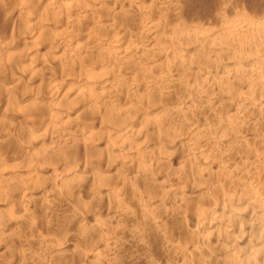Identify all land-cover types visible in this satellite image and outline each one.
<instances>
[{"label": "bare ground", "instance_id": "1", "mask_svg": "<svg viewBox=\"0 0 264 264\" xmlns=\"http://www.w3.org/2000/svg\"><path fill=\"white\" fill-rule=\"evenodd\" d=\"M84 1L0 0V264H264V145L242 149L246 130L200 144L212 127L201 121L145 150L132 140L149 103L161 116L192 101L215 112L226 95L220 141L239 124L264 128V0H95L79 12ZM87 13L98 23L79 25ZM57 31L63 40L38 60ZM71 50L93 58L73 95L58 79ZM36 84L46 91L34 95ZM119 87L134 100L108 111L100 100ZM107 111V153L94 155V120ZM81 112L91 121L71 125Z\"/></svg>", "mask_w": 264, "mask_h": 264}, {"label": "rangeland", "instance_id": "2", "mask_svg": "<svg viewBox=\"0 0 264 264\" xmlns=\"http://www.w3.org/2000/svg\"><path fill=\"white\" fill-rule=\"evenodd\" d=\"M90 1H91V2H90ZM92 1H94V2H92ZM96 1L99 3L100 0H96ZM96 1H95V0H89V1H88V0H85L84 2H81V3L79 4V5L81 6V8H79V5H78L77 10H78L79 12H82V11L85 12V11H87V9H88V10L90 9L89 11H91V10H93L92 8H90L91 6H90L89 8H87L86 6H87V5H88V6H89V5H92V3H95ZM249 1H251V2H250L251 4L255 5V4H257L260 0H258V1L255 0L257 3H256V2H252V1H254V0H249ZM101 2H105V1H104V0H101L100 3H101ZM241 2H242V1H241ZM83 3H84V6H85V7L83 6ZM89 3H90V4H89ZM239 3H240V2H239ZM85 4H87V5H85ZM163 5H164V4H163ZM82 6H83V7H82ZM160 7H162V6H160ZM160 7L158 6L156 9H157V10H160ZM83 8H84V9H83ZM86 8H87V9H86ZM158 8H159V9H158ZM85 9H86V10H85ZM84 10H85V11H84ZM161 10H162V9H161ZM91 12H92V11H91ZM92 14H93V13H92ZM92 14H91V15H90V13L84 14V15H87V16H84V17H86V18H82V19H81V21L83 22V24H82V22L80 21V22H79V25H82V26L84 25V26H86V27H89L92 23L97 24V23H98V21H97V19H98V18H97L98 14H97V13H94V14L97 15V16H95L94 14L92 15ZM88 15H89V16H88ZM87 17H90V18L88 19ZM93 17H94V18H93ZM85 19L88 20V21H89L90 19H91V20L93 19V20H92V23H91V21H89V23H90V24H89L88 21H86ZM94 19H95V20H94ZM85 21H86V22H85ZM95 21H97V23H96ZM45 22H46V21H45ZM84 22H85L87 25H86ZM80 23H81V24H80ZM51 24H53V23H51ZM53 25H54V27H59V25H57L55 22H54ZM98 29H99V28H98ZM99 31H100V30H99ZM99 31L96 29V30L94 31V32H95L94 34H99V33H100ZM57 32H58V31H57ZM96 32H99V33H96ZM58 33H59V34L57 35V37H56V35H55V33H54L53 36H51L52 38L50 37L49 40L46 41V42H50L51 40H53L54 37H56V38H55L56 40L54 39L53 41H51L53 45L51 44V42L46 44L47 47H49L51 50L49 49L50 51L48 50L47 52L44 51L43 53H41V55H39L40 57H39L38 60H43V59L46 60L47 57H50V55H52V54L54 53V51H55V49H53V48L55 47L54 41H55V43L60 44V42H61V41L63 40V38H64V37H63V35H64L63 33H61L60 31H59ZM56 34H57V33H56ZM87 34H89V32L86 33V35H87ZM59 35H62V37H60ZM58 36H59L60 39H57ZM247 38H248V37H246V38H244V39H247ZM57 41H58V42H57ZM36 43H37V44H35V46H36L37 48L35 47V49H39L40 47H42L41 45H43V44L40 45V44H39V43H40L39 41L36 42ZM51 45H52V46H51ZM38 46H39V47H38ZM51 51H52V53H50ZM76 51H77V50H76ZM76 51L74 52V51L71 50V51H70V56H69V58H70V57H71V58L68 59V62H70V64L68 63V65H69L68 67H69V69H71V68H72V69L75 68V70H74L75 73H74L73 70L71 69L70 74H69V73H68V74H67V73H62L63 76L61 75V73L58 74V76H59L58 79H59V80H60V79H61V80L63 79L64 82H66V85H67V86H69V85L72 86L71 88H73V89H72L71 91H73V93L70 91V92H71V95H73V94H74V91L76 90V84H77V82H78V77H79L82 73L86 72L87 69L90 70V69L93 67V65H92V63H91L92 61L90 62V60L93 59L91 56H88V57H87L86 54L84 55V51L82 52V51H80V50L77 51L78 54H80L79 56H77V52H76ZM48 52H49V54H48ZM45 53H46V54H45ZM73 53H76V54L73 55ZM47 54H48L49 56H47ZM42 55H43V57H42ZM45 55H46V58L44 57ZM75 55H76V56H75ZM87 55H89V54H87ZM73 56H74V57H73ZM80 56H81V58H80ZM83 56H84V57H83ZM85 56H86V59H85ZM40 58H41V59H40ZM87 58H88V59H87ZM90 58H91V59H90ZM78 59H79V60H78ZM80 59H81V62H79ZM82 59L85 60V61H83ZM89 59H90V60H89ZM77 60H78V61H77ZM76 61H77L79 64H81V65H79ZM87 61H88L89 63H88ZM142 61H143V60H142ZM72 62H73V63H72ZM74 62H75V63H74ZM84 62H85V63H84ZM145 63H147V62H145ZM85 64H86V65H85ZM90 64H91V65H90ZM83 65H85V66H83ZM89 65H90V66H89ZM70 66H71V67H70ZM81 66H83L84 68H83V67L80 68ZM99 67H100V66L96 65V68H99ZM77 68H78V69H77ZM153 68L156 69V70L158 69L159 71H160V69H161L160 67L158 68V67H156V66H154ZM80 71H81V72H80ZM71 73H72V75L74 76V78H73V76L71 75ZM79 74H80V75H79ZM65 75H66L67 77H66ZM172 75L177 76L178 73H177L176 71H174V72L172 73ZM42 76H43V74H42ZM70 76H71V77H70ZM76 76H77V77H76ZM32 77H33V76H32ZM32 77H30L29 79H31ZM64 77H65V78H64ZM68 77H69V78H68ZM159 83H162V86H163V82H162L161 80L159 81ZM37 85H38V84H36V85L34 86L35 88H32V89L30 90V92L33 91V94H34V95H36V94H38V95L42 94V92L40 93V92H38V91H42L41 88H43L44 85H42V87H41L40 89H39V87H38ZM74 85H75V87H73ZM37 87H38V88H37ZM45 87H46V85H45ZM45 87L43 88V91H46V88H45ZM120 87H121V86H120ZM120 87H119V90L114 88V89H115V90L113 89V90L115 91V92L113 91L114 93H113V92H110L111 94H109V95L106 94V97H107V95H108V97H107L106 99H105V95L102 96V99H101L100 101L103 102V103H105V105H104L105 109H106V108L108 109V107H110L111 105H115V104H116V105L118 104V106H120V105H121V101H122V100H125V99H127V100L129 101V99L132 98V99H130V101L134 100V97H132V96H133L132 93H130V92H131V91H130V88H128V87H125V88H124V87H123V88L120 90ZM163 87H164V86H163ZM36 89H37V90H36ZM74 89H75V90H74ZM127 90H128L129 92H128ZM35 91H36V92H35ZM117 91L120 92V93H122L123 95H122V94H118ZM37 92H38V93H37ZM70 92H68V93H70ZM116 92H117V93H116ZM127 92H128V94H127ZM44 93H45V92H44ZM117 94L120 95V96L122 95V96L120 97V96H118ZM124 94H125V95H124ZM112 95H114L113 98H111ZM116 95H117V96H116ZM126 95H128V97H127ZM110 96H111V97H110ZM115 96H116V97H115ZM227 96H229V95H226V97H225L224 100L222 101V104L219 106L220 108L218 107V109L215 110V112H218V113L223 112V114H220V115H218V116H217L218 113L216 114V113L214 112V110H212V109H210V110L208 109L209 111H208V110H204L205 108L202 106L201 103H200L199 105H198V103H196V105H197V107H196L194 101L191 102L192 105H191V104L188 105L189 108H185V107H188V106H186V105H185V106H184V105H180V107H178L175 111H171V114H168V113H170V112H168V113H166V115L161 116L159 113H156L158 110L151 111V110H153V107H151L152 103H151V104L149 103L148 106H150V111H144V112H143L142 114H140V115H138L137 113H135L134 115H136V114L138 115V118H137V115H136L135 120L133 119L134 116H132V117H133V118H132V119H133V122L135 121V122L133 123V124H134V125H133V126H134V130L137 129L136 131H138V132L135 131L134 136H133V138H132V140H133V144H134V151L137 152L136 150H139V148L145 150L146 145H148L149 143L154 142V141H155L154 143H157V142H161V143H162L163 141L166 140V138H167V139H170V140H173V139L175 138L176 140H178L179 137H182V138H183V137H186V131H185V130L187 129L188 125L194 124V122H195V123H199L198 121H201L200 124H201V123H206V122H207V123H209V124L211 125V123H212L211 126L213 127V130H212V129H211L212 127L209 126V127H211V128H210V130L208 129V130H207L208 132L206 131V134H204V136L201 138L202 140L199 142L200 144H202V143H207V142H208V143H209V142H210V143H214V142H215V143L217 144V143H222V142H224L225 140H226V141H225L224 143H229L230 140H231V138L234 139V138H236L235 136H239V137H241V136L245 135V134H243V133L245 132L244 130H246V131H247V132H246V133H247V136L245 135V139H243V140H246V141L243 142L244 144L241 146L242 149H245V150H246L247 148H249V149H254V150H255V149H260V148L263 149V145H264L263 142H264V141H262V139L264 140V138H263V137H264V132H263V131H264V128H263V126H262V128H263V129H262V128H261V125H260V126H259V125H256V126H255V125L247 124V123H245V124H244V123H243V124H239L240 127H239V125H238V126H234V128H233L234 130L231 128V129L229 130L230 132L228 133L229 136H228L227 134H225V135H224L225 137H222V138H221V141H220V139H219V136H220L219 134H220V133H219V132H220V130H221L222 128L224 129V127H225L224 125H226V124H225V123H222V126H221L222 128H218L219 125L214 124L213 121L218 117V118L216 119V120H218V121L215 120L214 122H215V123L219 122V121H220L221 119H223V117L225 116V115H224V114H226L225 110L228 109V110L230 111V108H228L229 106L232 108V106H231V104H230V96H229L228 98H227ZM109 97H110L111 99H110ZM103 98H104L105 101H103ZM115 98H117V99L115 100ZM79 99H83V98H79ZM107 99H108V100H107ZM109 99H110V100H109ZM113 99H114V100H113ZM119 99H120V100H119ZM227 99H229V101H228ZM117 100H119V101H117ZM114 101H115V102H114ZM158 102H159V101H158ZM223 102H224V103H223ZM81 103H83V100H79V101H77L76 105H80ZM106 103H108V104H106ZM193 103H194V104H193ZM226 103H227V104H226ZM153 104H154V103H153ZM223 104H224V105H223ZM106 105H107V106H106ZM193 105H194L195 107H194ZM191 106H192V107H191ZM222 106H223V108H222ZM104 107H103V108H104ZM170 107H172V106H170ZM199 107L201 108V111H200V108H199ZM71 108H72V107L68 108V110H71V112L73 113V110H74V109H71ZM193 108H194V109H193ZM221 108H222V109H221ZM186 109H187V110H186ZM188 109H189L190 111H189ZM196 109H197V110H196ZM198 109H199V110H198ZM219 109H220V111H221V110H222V111L220 112ZM195 110H196V111H195ZM217 110H218V111H217ZM85 111H86V113H88V115H90V116H88V117H93V115L91 116V114H92L91 112H93V113L95 112V111H93V108H92L91 111H90V110H88V111L85 110ZM85 111H83V112H85ZM108 111H109V109H108ZM108 111H107V113H106V115L108 114V115L106 116V119H107V120H106L105 118H103V116H104L105 114H102L101 117L99 116L100 114H98V119H97V117H96V116H97V113H96V112L94 113V114L96 115V116H95L96 118H95V120H94V125H96V126H95L96 128L93 130V132H95V134H96V137H95V140H94V141H97V140L99 141V140L103 139V138L100 139V136H99V135H100V131H101V130H108V129H109V128L107 127V125H106L107 123H109L108 125L115 123V120H116L115 118H117V117H114V119H115L114 121H109V118H110V117H113V116H111V114H110ZM176 111H177V112H176ZM187 111H188V112H187ZM199 111H200L201 114L199 113ZM203 111H205V112H203ZM207 111L210 112L211 114H210V113L207 114V113H206ZM226 111H227V110H226ZM83 112H81V113L79 114V117L81 116V114L83 115ZM152 112H154V113H152ZM174 112H175L176 114H175ZM181 112H182V114H183V112L185 113V114H183L184 117L182 116ZM189 112H190V113H189ZM191 112H194V113H195V114L193 113L194 116H193V115L190 116V115H191ZM202 112H203V113H202ZM227 112H228V111H227ZM146 113H147V115H146ZM179 113H180V114H179ZM187 113H188L189 115H187ZM196 113H197V115H196ZM204 113H205V115H206L207 118L209 117V116H207V115H210L211 118H210V119L208 118L209 120H207V118L205 117V115H202V114H204ZM212 113H213V114H212ZM77 114H78V113H77ZM77 114H76V115H77ZM174 114H175V115H174ZM199 114H200V115H199ZM76 115H74L73 117H71L72 120H71V119H70V120H71L73 123L70 121L69 124H71V123H72L71 125H73V124H84V123H86L88 120H89L88 122L91 121V120H90L91 118H89V119H86V118H88V117L83 118V116H87V114L81 116V117L83 118V119H81V120H83V122H81L80 120H78V119H80L81 117L79 118L78 115H77V116H76ZM109 115H110V117L108 118ZM145 115H146L147 117H146ZM168 115H169V116H168ZM195 115H196V116H195ZM201 115H202V116H201ZM213 115H215V116H213ZM159 116H160V118H162V120L159 118ZM166 116H167V117H166ZM216 116H217V117H216ZM219 116H220V117H219ZM75 117H76V119H75ZM152 117H156V118H155V121L158 122V123H157L158 125H157V124H155L156 126H155V125H152L153 123H156L153 119H151ZM165 117H166V118H165ZM187 117L190 118L191 120H189V119L187 120ZM191 117H194L193 119H195V121H193V123H192V118H191ZM195 117H196V118H195ZM198 117H200V118H198ZM212 117H213V118H212ZM148 118L151 119V120L148 121ZM174 118H175V119H174ZM181 118H182L181 123H182L183 121H184V123H185V125L182 123L183 126H182V124H181L180 122H178V121H180ZM184 118H185V120H184ZM84 119H85L86 121H85ZM100 119H101V120H100ZM136 119H137V120H136ZM140 119H141L142 121H141ZM178 119H179V120H178ZM198 119H200V120H198ZM211 119H213V120H211ZM73 120H74V121H73ZM76 120H77V121H76ZM96 120H97V121H96ZM102 120H104V121H102ZM117 120H119V119H117ZM157 120H158V121H157ZM159 120H160V122H159ZM166 120H167V121H166ZM168 120H169V121H168ZM101 121H102V123H100ZM106 121H109V122L106 123ZM151 121H153V122H151ZM173 121H174V122H173ZM189 121H190V122H189ZM208 121H209V122H208ZM138 122H139V124H138ZM143 122H144V123H143ZM148 122H149V123L151 122V123L149 124ZM166 122H167V123H166ZM177 122H178V123H177ZM98 123H99V124H98ZM136 123H137V124H136ZM141 123H142V124H141ZM146 123H147V124H146ZM164 123H165V124H164ZM172 123H173V124H172ZM174 123H176V124H174ZM102 124H104V125H102ZM169 124H170V125H169ZM186 124H187V126H186ZM213 124H214V125H213ZM223 124H224V125H223ZM246 124H247V126H248L249 129L247 128ZM71 125H69V126H71ZM135 125H136V126H135ZM151 125H152V126H151ZM263 125H264V124H263ZM100 126H103L104 128H103V127L101 128ZM153 126H154V127H153ZM160 126H161L162 128H161ZM242 126L244 127V129H243ZM253 126H255V127H253ZM139 127H140L141 129H140ZM146 127H147V128H146ZM168 127H170V129H169L170 132H168V130H167ZM214 127H215V128H214ZM257 127H260L261 130H263V131H261L260 128L258 129ZM138 128H139V129H138ZM145 128H146V129H145ZM171 128H172V129H171ZM182 128H183V129L185 128V129L182 131ZM235 128H236V129H235ZM241 128H242V129H241ZM245 128H247V129H245ZM174 129H175L176 133H175ZM216 129L219 130V131H217ZM240 129H241V130H240ZM96 130H97V131H96ZM158 130H159V132H158ZM164 130H165V131H164ZM232 130L234 131V133H233ZM258 130H259V131H258ZM98 131H99V132H98ZM142 131H143V132H142ZM160 131H161V132H160ZM163 131H164V133H163ZM180 131H181V132H180ZM231 131H232V134H231ZM236 131H237V135H236ZM240 131H241V132H240ZM257 131H258V133H256ZM97 132H98V133H97ZM140 132H141V134H140ZM165 132H166V133L168 132V134L166 135ZM173 132H174V134H170V133H173ZM178 132H179V133H178ZM183 132H184L185 134H184ZM210 132H211L212 134H210ZM215 132H216V133H215ZM217 132H218V133H217ZM260 132H261V133H260ZM138 133H139V134H138ZM147 133H148L149 135H148ZM161 133H163V134H161ZM213 133H214V134H213ZM241 133H242V134H241ZM251 133H252V134H251ZM255 133L258 135V137H257V135H255ZM95 134H93L92 136H95ZM142 134H143V135H142ZM150 134H151V135H150ZM160 134L163 135V136H160ZM183 134H184V135H183ZM209 134H210V135H209ZM230 134H231V135H230ZM238 134H239V135H238ZM249 134H250V135H249ZM140 135H142V136H140ZM146 135H147V136H150V137L146 138V139H149V140H146V141H145L144 139H145V137H147ZM180 135H181V136H180ZM254 135H255V136H254ZM92 136H91V137H92ZM159 136H160V137H159ZM165 136H166V137H165ZM167 136H168V137L171 136V138H168ZM174 136H175V137H174ZM207 136H208V137H207ZM226 136H227L228 138H227ZM137 137H138L140 140H139ZM161 137H165V138L162 139ZM230 137H231V138H230ZM233 137H234V138H233ZM250 137H251V138H250ZM254 137H255V138H254ZM150 138H151V139H150ZM152 138H153V139H152ZM159 138L161 139V141H159V140H160ZM210 138H211V141H209ZM223 138H224V139H223ZM225 138H226V139H225ZM248 138H249V139H248ZM256 138H257V139H256ZM218 139H219V140H218ZM227 139H228V140H227ZM247 139H248V141H247ZM252 139H253V140H252ZM254 140H255V141H254ZM257 140H259L260 142L257 141ZM104 141H105V140H101V141H99V142H100L99 147L97 146V147H94V149H93L92 151L90 150V151H91V154L99 155V153H100V156H105L106 153H107V150H105L106 145L103 143ZM156 141H157V142H156ZM213 141H214V142H213ZM249 141H250V142H249ZM251 141H252V142H255V143H252ZM261 141H262V142H261ZM135 142H136V144H135ZM137 142H138V143H137ZM139 142H140V144H141V147H140ZM145 142H146V143H145ZM231 142H233V141L231 140ZM247 142H249L250 144L247 143ZM256 142H257V143H256ZM147 143H148V144H147ZM245 143H246V144H245ZM258 143H261V145L259 144V147L256 146V145H258ZM255 144H256V145H255ZM138 145H139V146H138ZM244 145H246L247 147L244 146ZM248 145H249V146H248ZM254 145H255V146H254ZM136 146H137V147H136ZM243 146H244V148H243ZM260 146H261V147H260ZM60 147H62V146H60ZM60 147H59V149H58L59 152L61 151L60 149H62V148H60ZM138 147H139V148H138ZM245 147H246V148H245ZM255 147H256V148H255ZM102 148H103V149H102ZM187 148H188V147H187ZM97 149H98L99 152L97 151ZM99 149H100V150H99ZM135 149H136V150H135ZM249 149H248V150H249ZM90 151H88V153H90ZM103 151H104V154H103ZM94 152H96V154H95ZM105 152H106V153H105ZM102 154H103V155H102ZM161 155L164 156V155H166V154L163 153V154H161ZM157 157H158V156H157ZM165 157H166V156H165ZM168 157H169V156H167V158H168ZM162 159H164V158H162ZM167 161H168L167 159L160 160V162L163 163V165H164V166L162 165L163 168L165 167L164 169H166V170H167V168H169V169H168V172H169V170L171 169V167H170L169 165H167V163H166ZM164 163H165L167 166H166ZM259 165H260V166H259ZM162 166H160V167L162 168ZM256 166H257V167H256ZM256 166H255L256 168H259V169H260V170L258 169L259 172L261 171V173H264V169H263V168H264V156H263V158L261 159V161L259 162V164L257 163ZM17 168H19V170L21 169L20 167H17ZM161 168H160V170H159V171H160V173H159L160 176H162L161 174L164 173L165 175L163 174V177H166L168 173H167L164 169H161ZM8 170H9V169H8ZM16 170H18V169H16ZM162 170H164V171L162 172ZM171 170H172V169H171ZM9 171H14V170L12 169V170H9ZM159 171H158V172H159ZM158 172H157V173H158ZM207 172H208V171H207ZM122 175H123V174H122ZM262 177H264V174H263ZM262 177H261V178H262ZM122 178H124V176H122ZM161 178H162V177H161ZM262 180L264 181L263 178H262ZM161 181H162V180H161ZM255 181H256V180H255ZM258 182H259V181H258ZM209 183H210V181H209ZM254 184H255V183H254ZM203 185H205V184H203ZM260 185H261V184H260ZM255 186H256V187H255ZM262 186H263V185H262ZM254 187L257 189V188L259 187V184L256 183V184L254 185Z\"/></svg>", "mask_w": 264, "mask_h": 264}]
</instances>
